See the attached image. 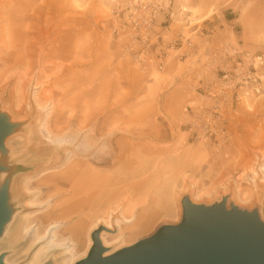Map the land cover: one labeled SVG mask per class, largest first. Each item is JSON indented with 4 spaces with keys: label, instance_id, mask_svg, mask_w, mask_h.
Returning a JSON list of instances; mask_svg holds the SVG:
<instances>
[{
    "label": "rangeland",
    "instance_id": "rangeland-1",
    "mask_svg": "<svg viewBox=\"0 0 264 264\" xmlns=\"http://www.w3.org/2000/svg\"><path fill=\"white\" fill-rule=\"evenodd\" d=\"M27 3L24 11L22 4ZM110 4V0H0V110L23 112L29 118L21 123L20 116L7 120L0 116L2 210L4 223L13 214L31 222L14 248L0 246L2 261L12 255L11 264L29 260L48 240L33 243L35 227L43 230L56 222L59 237L71 239L75 235L68 229L76 221L81 222L74 238L76 259L85 258L93 231L105 229L99 218L107 207L103 188L116 187L122 175L127 181L117 188L121 197H128L124 208L136 214L150 208L155 217L143 231L128 235L132 222L117 225L114 213L113 227L106 230L111 242L103 246L107 255L150 237L162 226L179 224L186 200L206 207L223 202L227 209L254 213L264 223V63L257 68L260 79L252 82L258 90L242 95L221 118L225 142L216 146L210 140H194L187 132L191 119L209 106L203 96L207 85L235 62L223 54L225 48L235 50V58L245 64L257 56L264 62V0H171L175 16L167 19L162 38H189L194 53L172 58L161 71L138 64L126 49L127 36L112 32ZM22 10L31 15L21 27L32 25L31 40L39 37L36 41L47 46L59 28L60 59L40 61L36 52L31 53L35 47L18 46L11 25ZM209 10L211 14L201 20ZM39 28L41 36L35 31ZM40 98L45 107L37 110L35 100ZM49 114L51 128H62L58 143L45 127ZM112 154H122L127 165L112 164ZM69 173L81 180L79 202L70 217L69 181L54 184ZM10 177L22 192L20 202L7 195ZM24 182L28 192L20 190ZM90 193L93 200L85 201ZM88 239L92 244L87 251ZM61 250L50 246L41 264H60L65 255Z\"/></svg>",
    "mask_w": 264,
    "mask_h": 264
},
{
    "label": "water",
    "instance_id": "water-1",
    "mask_svg": "<svg viewBox=\"0 0 264 264\" xmlns=\"http://www.w3.org/2000/svg\"><path fill=\"white\" fill-rule=\"evenodd\" d=\"M4 199L0 194V227L7 219ZM99 234L100 229L93 231V245L75 264H264V223L254 213L227 209L223 202L206 207L186 200L179 224L162 226L106 256Z\"/></svg>",
    "mask_w": 264,
    "mask_h": 264
},
{
    "label": "built area",
    "instance_id": "built-area-1",
    "mask_svg": "<svg viewBox=\"0 0 264 264\" xmlns=\"http://www.w3.org/2000/svg\"><path fill=\"white\" fill-rule=\"evenodd\" d=\"M110 3L112 32L127 36L126 49L138 64L161 71L172 58L182 59L187 54L189 49L186 48L179 53L184 43L192 46L189 38L185 42L164 41L162 38L167 19L172 20L175 16L171 0H110ZM236 53L235 50L230 53L228 48L223 50V54L235 62L205 88L203 96L209 106L189 122L187 132L190 138L210 140L216 146L225 142L227 135L221 118L233 109L242 95L258 90L252 82L260 79L257 68L264 63L262 57H254V61L245 64L235 58Z\"/></svg>",
    "mask_w": 264,
    "mask_h": 264
},
{
    "label": "bare ground",
    "instance_id": "bare-ground-1",
    "mask_svg": "<svg viewBox=\"0 0 264 264\" xmlns=\"http://www.w3.org/2000/svg\"><path fill=\"white\" fill-rule=\"evenodd\" d=\"M24 6V7H22ZM22 8L25 10H27L29 4H22ZM20 7V8H21ZM211 14L210 10L201 18V20L207 18L209 15ZM31 17V15L29 14H23V10L21 11L20 17L18 18V22L13 23V25H11V28L14 29L16 32L15 34L17 35V40H18V46L19 43L22 44L24 43L25 48L29 47L30 49L35 47V50L32 51L31 53H37L38 59L40 61H50L52 63H54V60L60 59L61 57V52L63 51V46L61 45L60 42V32H59V28L56 27L54 29V33H53V37L52 40L48 42L47 46L46 44L43 45L42 42L40 41H36V39H40L39 37H34L33 40L29 39L28 36L30 34H32L33 32L30 31L32 28V25H27L25 27V30L21 29L22 25H23V21L25 19V22L27 20H29ZM30 24V23H29ZM36 33L38 35H42V29H37L35 30ZM22 37V39H21ZM186 38H180V39H174V40H181L183 42H185ZM17 46V47H18ZM15 48L16 45L14 46ZM48 47V48H46ZM186 49H189L187 54L182 57V58H187L191 52L194 53V49L193 46H189L186 43L183 44L182 49L179 51L182 52ZM47 49V50H46ZM21 55L20 50H17L15 57L18 58ZM20 61V60H19ZM9 61H7L8 63ZM219 77V76H217ZM55 81L57 83H59V77H57L55 79ZM44 103H45V99L40 98L39 100H35V106L37 108V110L40 109H44ZM4 113V116L0 114V116L5 120L10 119L12 116H20L21 119V123L26 122L29 118L26 114L22 113H16L13 112L11 110L9 111H5V110H0V113ZM19 119V120H20ZM221 123L223 124V120H221ZM29 124H32V120H30ZM41 124V123H39ZM45 127L47 129V131L54 135V137L57 138V143L61 140V133H62V128L61 127H56L55 129L51 128V122H50V114L48 119L45 121ZM30 132L31 133H35L33 131V128H30ZM10 152H15L14 150H10ZM74 155V154H73ZM87 155H91V154H87ZM29 157L28 152H26V154H23V158H27ZM112 164H119L121 166H125L127 165L126 161L123 159L122 154H112ZM88 162V160H87ZM117 167V168H119ZM2 176H0V179H2ZM131 176V175H130ZM73 174L69 173L68 175H62L61 177L57 178L56 182L54 183L55 186L58 184H65V180L69 181L70 184V189L72 191V195L68 198V210L66 213H68L67 215H69V217L74 213L76 206L78 205L79 199L77 197V193L78 192V188L80 187V183L81 180L78 179L76 180ZM10 180H7L8 182H6L5 186L7 188V195L8 196H12L14 199H16V201L20 202V192L21 191H17V189L14 186V177H10ZM117 180L115 182L116 187H109L106 189L103 193L102 196H105V200L103 199V201H105V204L107 203V207L106 210L103 212L102 216H99V218H101L103 224H104V230L101 231V233L99 234V239L100 242L102 244V246L107 247L108 244L111 241H108L106 238V234H109L106 230H109V228L113 227V220L112 216L114 215H118L115 218V223L118 225L120 221H123L125 223L128 222H132L130 228H128L129 232L128 235H133L136 232H141L143 231L152 221V219L155 217L154 214L152 213V211L150 210V208H144L139 214L134 213L133 211H131L128 208H124L126 206H124L123 202L125 199H128L127 196L122 195V197L120 196L122 194V190L119 191V189L117 188L120 184L124 183L127 181V176L126 175H122L121 177H117ZM102 189V188H101ZM20 190H22L23 192H28V186L27 183L24 182L21 185ZM90 187L88 188V186L86 187L85 191H87L89 193ZM22 193V192H21ZM93 194H89L87 197H85V201L91 202L93 200L94 195ZM115 204V205H114ZM149 206V205H148ZM61 213V212H60ZM62 215V213H61ZM60 217V215H58ZM44 217H47V215H45ZM16 216L13 214L11 215V217L9 218V220L2 224L0 227V246L4 245V248L6 249H12L14 248L15 244L17 243V241H19L22 237H24L29 229H30V219L28 217H19L18 219H15ZM50 217H47V219H49ZM95 225V224H94ZM93 225V226H94ZM81 230V222H74L70 228L68 229V231H70L72 233V235L75 237L71 238V239H66L63 238V236L59 237V229H58V224L56 222H51L49 224V227L47 228L44 227L43 230H41V228L39 226L35 227L32 230V240L33 243H36L38 241H40L43 238H48V240L41 245L40 247H38L33 254L31 255V257L29 258V260L24 263V264H41L42 258L43 256L46 254L47 250L49 249L50 246H59L62 248L61 250V254H65L60 261V264H75L77 259H76V254H77V246L75 245V239L76 236H78L79 232ZM78 231V233H77ZM122 237V234L120 236H117L114 240L116 239H120ZM75 238V239H74ZM92 244V241L90 239H88L87 242V246H86V250L88 251V249L90 248ZM87 251L85 252L84 256L86 255ZM108 254V251H104L103 256H106ZM10 257V256H9ZM9 257H4L3 258V263L4 264H11V262L9 261ZM10 258H14V256L12 255Z\"/></svg>",
    "mask_w": 264,
    "mask_h": 264
},
{
    "label": "crops",
    "instance_id": "crops-1",
    "mask_svg": "<svg viewBox=\"0 0 264 264\" xmlns=\"http://www.w3.org/2000/svg\"><path fill=\"white\" fill-rule=\"evenodd\" d=\"M227 22V21H226ZM214 29H215V27H213ZM218 28H219V30H223V28H220L219 26H218ZM170 61V60H169Z\"/></svg>",
    "mask_w": 264,
    "mask_h": 264
}]
</instances>
